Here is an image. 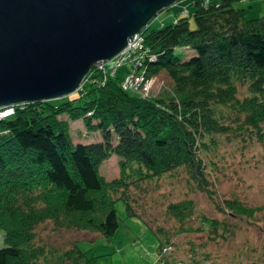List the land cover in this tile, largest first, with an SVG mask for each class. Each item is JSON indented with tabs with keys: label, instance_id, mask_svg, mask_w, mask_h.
I'll use <instances>...</instances> for the list:
<instances>
[{
	"label": "trees",
	"instance_id": "1",
	"mask_svg": "<svg viewBox=\"0 0 264 264\" xmlns=\"http://www.w3.org/2000/svg\"><path fill=\"white\" fill-rule=\"evenodd\" d=\"M168 8L174 9L170 22L161 17ZM91 70L76 93L26 101L0 118V264H32V251L30 260L42 264L38 256L46 252L34 243L35 227L45 220L55 228L111 236L119 226L118 199L157 234L156 260L170 262L172 230H156L138 210L141 195L158 189L161 179L175 184L179 168H188L186 182L206 192L219 210L244 216L261 208L213 188L222 168L209 151L223 138L264 141V3L176 0L137 32L131 46ZM130 73L145 80L164 73L169 81L161 89L128 85ZM80 120L100 137L77 140L86 135L75 123ZM113 153L119 173L108 179L101 163ZM157 199L179 226L199 215L189 196L163 192ZM200 219L203 228L222 229L217 218ZM77 240L57 252V262L94 264L96 257Z\"/></svg>",
	"mask_w": 264,
	"mask_h": 264
},
{
	"label": "rangeland",
	"instance_id": "2",
	"mask_svg": "<svg viewBox=\"0 0 264 264\" xmlns=\"http://www.w3.org/2000/svg\"><path fill=\"white\" fill-rule=\"evenodd\" d=\"M263 1L258 0L260 5ZM172 12L174 9L168 8L161 17L170 22L172 15L168 13ZM191 19V25L195 26L193 18ZM157 20L160 21V18ZM132 39L128 41L129 44ZM184 50L183 47L176 48L180 56H183ZM125 71V67L119 68V72ZM92 74L94 71L84 78L83 83ZM168 81L164 73L158 75L152 81L153 89H161ZM243 91L246 92V88ZM77 122V126L86 134L75 136L76 131L72 126V135L77 140L92 141L100 137L98 132L87 131L82 120L75 123ZM233 142L223 138L213 152L209 151L211 155L214 154L222 168L213 188L225 197L237 196L247 204L259 205L261 208H258L255 215H232L219 210L206 192L199 189L194 182H186L190 173L188 168H179L173 174L175 184L169 179H161L158 189L141 195L143 206L138 210L156 230H172L170 237L175 247L172 249L170 262L156 260L160 243L157 234L141 218L128 212L125 202L120 199L115 202L119 226L109 237L90 229L55 228L52 220L39 223L35 227L34 243L47 253L45 256H38L39 261L42 264H74V260L69 258L63 259L62 263L57 262V252L68 249L79 239L78 245L87 251L88 256L96 257L94 264H189L201 261L213 264H264V141L253 139ZM118 158L113 153L101 163V172L106 178L111 179L118 175ZM163 192H168L173 198L179 195L189 196L195 200L199 215L186 222L185 226L175 224L165 213L164 204L157 199V195ZM201 214L217 218L222 229L214 230L207 226L203 228ZM4 238L5 230L0 227V246L5 244ZM32 253L33 251L28 252L27 257L34 264V260H30L35 257Z\"/></svg>",
	"mask_w": 264,
	"mask_h": 264
},
{
	"label": "water",
	"instance_id": "3",
	"mask_svg": "<svg viewBox=\"0 0 264 264\" xmlns=\"http://www.w3.org/2000/svg\"><path fill=\"white\" fill-rule=\"evenodd\" d=\"M176 0H0V106L75 91Z\"/></svg>",
	"mask_w": 264,
	"mask_h": 264
},
{
	"label": "bare ground",
	"instance_id": "4",
	"mask_svg": "<svg viewBox=\"0 0 264 264\" xmlns=\"http://www.w3.org/2000/svg\"><path fill=\"white\" fill-rule=\"evenodd\" d=\"M128 41H129V39H128ZM143 43H145V42H143ZM95 64H97V63H95ZM95 64L93 66H95ZM91 69L83 76V78L81 80V83H83L84 78H86V76L90 72H93V70H91ZM106 74H108V73H106ZM125 80H126L125 83H128V85H137V86H139L140 84H142V82H144V85L143 86L149 88V87H154V85L152 84V81H154L155 79H152V78L147 77L146 80H145L144 79V75H142V74L139 75V74L130 73V74L127 75V77L125 78ZM81 83H80V85H81ZM21 102H26V101H21ZM9 104H11V103H8V104H5V105H9ZM189 264H202V261L201 262H197V263H189Z\"/></svg>",
	"mask_w": 264,
	"mask_h": 264
},
{
	"label": "built area",
	"instance_id": "5",
	"mask_svg": "<svg viewBox=\"0 0 264 264\" xmlns=\"http://www.w3.org/2000/svg\"><path fill=\"white\" fill-rule=\"evenodd\" d=\"M136 39H137V33L133 37L132 43H130V44L128 43L127 47L131 46L135 42ZM101 62H99V63H101ZM22 104H23V102H15V103H11L9 105H1L0 106V118L13 114L16 111L17 106H23Z\"/></svg>",
	"mask_w": 264,
	"mask_h": 264
}]
</instances>
